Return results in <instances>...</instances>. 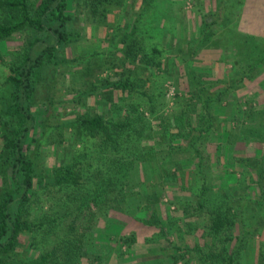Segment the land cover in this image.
Masks as SVG:
<instances>
[{
	"label": "trees",
	"instance_id": "obj_1",
	"mask_svg": "<svg viewBox=\"0 0 264 264\" xmlns=\"http://www.w3.org/2000/svg\"><path fill=\"white\" fill-rule=\"evenodd\" d=\"M70 1L0 0V65L6 68L4 92L0 96V264H81L83 260L88 264H104L109 250L118 258L131 255L135 233L110 235L104 245L93 239L99 220L111 224L110 212L134 215L144 226L155 229V236L164 239L171 231L179 232V224L186 234L201 230L202 243L190 246L178 236L177 245L171 243L169 260L161 254L154 264H241V252L255 237L242 223L235 234L237 217L241 215L244 221L247 200L238 194L237 187L213 186L207 174L212 159L206 144L210 135L218 136L219 140L222 134L234 130L230 124L237 122V117L232 113V117L224 119L217 115L215 107L227 101L230 90L243 89L242 84L238 87L241 81H254L253 72L264 62V37L228 29L227 36L221 33L209 43L224 50L230 45L236 52L234 68L225 74L230 81L218 91L195 85L186 108L173 110L171 130L165 127L162 115L156 117L154 96L144 89V77L165 72L169 75L172 71L170 62L163 57L161 33L156 38L160 37L163 44L149 47L147 43L158 30L155 22L165 21L164 14L169 13L163 0H140V9L130 19L129 27L120 31L114 49L119 57L111 51L103 60L102 65H109L113 75L103 79H97L95 74L91 76L95 66L89 59L79 72L81 77L90 75L95 83L82 78L89 90L79 95L78 102L87 95L102 98L104 103L113 93H120L118 103L113 105L110 101L117 113L107 117L97 111L92 115L78 114L71 120L56 119L54 109L57 102L61 104L64 94L58 69L70 64L67 47L81 35L77 29L79 18L69 11ZM81 2L87 21L108 27V15L119 9L123 0ZM224 6L211 16L229 17L231 10ZM214 19L203 20L199 37L189 47L181 42L177 54L186 52L191 58L196 56L212 36ZM15 35L22 38L19 48L6 61L2 46ZM172 41L171 37L167 38L168 50L173 46ZM77 60L74 59L76 63ZM102 65L95 71L108 72ZM185 69L192 79L191 67ZM241 71L242 77L235 81L233 77ZM44 73L50 74V80L45 84L42 101L45 110H41L39 119L36 96ZM248 113L249 119L253 114L258 116L248 130L250 140L245 143L264 147V110L250 109ZM152 118L160 120V130H153ZM36 130H40L39 139L31 137ZM73 130L90 144L82 141V149L77 153L72 151L66 161L54 164L50 172L45 171L41 165V145L47 142L68 148L67 133ZM233 154L227 156V162H238L255 175V178L249 175L251 186L245 184L243 174L238 183L246 185L247 190L255 189L258 201L264 204V155L235 157ZM219 160L216 157L215 162ZM174 189L188 192L187 200L169 202V205L175 203L180 218L188 221L168 218V228L161 205ZM238 209L242 210L240 215L236 213ZM262 246L256 264H264Z\"/></svg>",
	"mask_w": 264,
	"mask_h": 264
},
{
	"label": "rangeland",
	"instance_id": "obj_2",
	"mask_svg": "<svg viewBox=\"0 0 264 264\" xmlns=\"http://www.w3.org/2000/svg\"><path fill=\"white\" fill-rule=\"evenodd\" d=\"M139 1L140 0H123L121 7L112 10L113 12L111 11L112 13L108 15L107 23L109 28L90 23L89 20L87 21L85 10L82 6L83 2H81V0L79 2L77 0L70 1L69 11L70 14H74L76 18H79V20H77V29L81 31V35L76 39V42L67 47V59L70 61V64L58 69L60 81L62 84L64 83L62 86L64 94L61 96V104L57 102L58 105H56L54 109V111H57L58 115H56V119L71 120L78 114L92 115L97 111H100L107 117L117 113L115 111L116 109L111 106V103L113 105L118 103V99L121 97L120 93H113L104 103L102 102V98L96 99V97L87 95L83 96L78 102V97L82 92L89 90H86L89 88L87 84L83 85L85 79H89L92 83H95L94 80L89 77L95 74L97 79H103L107 77L108 74L110 75L112 73L110 72L109 65L105 67L102 65L104 62L103 60L107 59L111 51L114 52V55L119 57V53H115L114 49H116V43L118 39H120V31L126 29V26L129 27L130 19L140 9ZM163 1L165 2L164 9H166L169 14H164L165 21L159 24L155 22V27H158V30L155 31L154 39H147L149 40L147 43L149 47H151V45H160L164 43L163 57H166L170 62L169 67H171L172 71L169 75L165 72V74L159 76L153 75L144 77L146 81L144 89H148V93L154 96V103L156 104V110H158L156 117L162 115L164 117L165 127L173 130V110H183L186 108L187 100L190 98V93L193 88H195V85H202L210 91H218L221 90L222 87L224 88L228 81H230V77L226 79L225 74L234 68L233 63H236V52L230 49V45L229 49L227 48V50H224L223 48H216L208 44L218 39L220 37L219 35L225 33L226 30L228 31V29L237 30L243 35L247 34L252 37H264V0ZM220 4L221 6H219ZM226 5H228V8L231 10L229 17L223 18L219 16L214 19L211 16L218 8H223V6L226 7ZM205 19H207V21L212 19L215 20L212 36L207 40L206 45L199 48L196 56L192 58L186 52L179 56L176 51L178 45H181L182 42L183 46L189 47L190 43L199 37L202 22ZM225 19H227L226 22ZM159 33H161L163 37V43L160 41V37L156 38ZM225 35L227 36V32ZM168 37L173 39V46L170 50L166 47ZM21 39L20 35H15L3 44L2 51L6 61H9L11 58L10 53L19 48ZM184 51L186 50L184 49ZM256 54L260 55L258 51H256ZM93 55H95V57ZM74 59H78V63H76ZM87 59L93 60V65L95 67L93 68L94 73L91 72V76L88 75L87 78H85L81 77L79 72L84 65H87ZM252 61L250 56L249 63H252ZM100 65H102V69H109V71L99 72L98 70L99 73L96 72L95 69ZM188 65L194 73L192 79L190 75L187 76L185 67ZM166 69L164 68V71H166ZM5 74L6 68L0 65V96L4 92L3 81ZM252 75H254V81H241L238 87L242 84L241 88H244L240 90L239 88L230 90L227 101L223 102L221 106L215 107L217 115L224 119L232 117V113L235 115L234 117H237V122L230 124V127L233 125L232 127H234V130L228 132V134H222L219 140L217 139L218 136L210 135L208 137L209 141L207 140L208 143L206 144V151L210 154L212 159L207 174L210 176L213 186L216 188H218V186L237 187L240 191L238 194H241L244 196V199L247 200V206L243 210L244 221H242L240 215L242 210L240 212L238 209L236 212L240 216H238L236 220L237 225L235 234L238 233L242 223L245 228H250L252 230V234H254L255 237L248 241L246 249L241 252V255L243 254L241 257L242 259H240L241 264H256L258 252L264 244V204L258 201V194L255 189L252 188L247 190L245 188L246 185L244 187V185H240L237 181L243 174L245 184L251 186L249 175L253 178H255V175L250 173L247 168L244 169L238 162L231 160L227 162L228 157L230 158L233 153L235 157L253 156L254 154L257 156L259 154L264 155L263 146H259L254 142H250L248 145L245 143L246 140H250V137L247 136L248 130L252 129L254 120L258 116L257 114H253L252 118L250 117L249 119L248 112L250 109L254 110V112L264 110V62H261L257 66ZM45 76H48L47 81L44 80ZM49 76L50 74L48 75L47 73L41 76L40 85L37 89L36 105L39 109V119L42 111L45 110L42 101L45 95L44 91L46 90L45 84H48L50 80ZM241 77L242 71L240 74L234 76L233 79L237 81ZM234 80H232L231 83H234ZM253 89L256 91H253ZM253 92H255V95H253ZM249 96H251L252 99H249ZM150 123L153 130H160V120L152 118ZM39 132L40 130H36L31 137L39 139ZM67 135L69 139L68 148L55 147L54 145L47 144V142L41 145V165L44 166L45 171L50 172L54 164L66 161L70 153L72 151L77 153L78 150L83 148V144H90L85 138L81 140L78 131H69ZM31 140L30 138V141ZM82 141H85V143L82 144ZM153 142L154 140H151L150 143L153 144ZM150 143L147 142L146 144L149 145ZM260 147H262V149ZM216 157L221 159L218 163L215 162ZM187 199V190L179 191L178 189L169 191V195H166L163 199L161 205L162 217L168 228L170 224L168 218H179L182 222L188 221L181 219L180 217L182 216L178 212L176 204L169 205V202L178 200L185 201ZM134 200H136V198ZM136 204H134L133 207H135ZM109 217L111 218V224L106 225L104 220H99L98 225L94 229L93 239L98 242V244H106L110 235L126 236L131 233H135L136 243L131 246V255L124 256L123 258L116 257V253L113 250H109L104 264H154L161 254H163L164 259L168 261L169 259L167 258L168 254L171 252V243L177 245L179 240L178 236H182L183 240L190 246H193L197 242L202 243L201 230H197L195 234H186L184 232L185 230H182L180 224L178 228L180 231L182 230L181 233L180 231L172 232L171 229L167 239H164L155 236L156 230L144 226L134 215L128 216L118 212H110ZM81 264L88 263L86 260H83ZM191 264H194V262Z\"/></svg>",
	"mask_w": 264,
	"mask_h": 264
}]
</instances>
